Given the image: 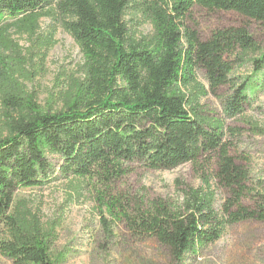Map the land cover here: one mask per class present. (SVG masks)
Wrapping results in <instances>:
<instances>
[{
	"label": "trees",
	"instance_id": "1",
	"mask_svg": "<svg viewBox=\"0 0 264 264\" xmlns=\"http://www.w3.org/2000/svg\"><path fill=\"white\" fill-rule=\"evenodd\" d=\"M194 6L234 11L264 27V0H0V255L11 264H55L50 252L58 225L15 200L16 189L58 179H69L73 192L83 179L107 187L131 164L171 170L214 159L213 175L201 173V185L176 181L174 199L126 203L129 209L117 198L100 201L133 236L154 239L175 261L216 242L228 226L264 222V180L250 187L249 172L223 140V121L201 103L229 85L223 115H240L248 91L264 92V49L245 27L201 39L186 24ZM129 11L151 24L150 35L130 31ZM43 18L49 20L45 31ZM59 27L82 60L56 78L44 108L26 83L41 73ZM13 33L26 36L29 46L23 49ZM239 55H256L255 80L231 81L229 58ZM197 70L207 86L197 80ZM215 187L226 194L220 209ZM248 196L252 206L243 202ZM103 226L110 236L108 223Z\"/></svg>",
	"mask_w": 264,
	"mask_h": 264
},
{
	"label": "rangeland",
	"instance_id": "2",
	"mask_svg": "<svg viewBox=\"0 0 264 264\" xmlns=\"http://www.w3.org/2000/svg\"><path fill=\"white\" fill-rule=\"evenodd\" d=\"M125 20L130 31L137 36L152 33L151 24L140 13L129 11ZM48 23L46 18L40 20L41 31L46 30ZM186 24L197 29L201 39L208 38L218 29L245 27L254 42L264 49V27L234 11L194 6ZM12 38L23 49L29 46L24 35L13 33ZM55 39L56 44L47 52L41 73L26 83L44 108L50 105L56 78L64 72L67 75L73 72L82 60L74 40L61 27L57 29ZM255 56L229 58L233 64L232 82L239 84L247 78L256 79L258 74H252L251 66V58ZM196 75L197 80L207 86L204 72L197 70ZM253 90L247 92L249 100L244 111L234 118H226L222 112L221 101L232 91L229 85L221 86L214 93L209 92L201 103L210 116L223 121V140L229 154L236 164L249 172V185L255 188L256 182L264 180V92L258 88ZM196 165L184 163L171 170H145L131 164L124 175L107 187L96 180L83 179L78 183L80 189L73 192L69 179H58L43 186L18 188L14 199L27 201L43 222H58L56 242L50 252L55 264H264V222L246 221L228 226L216 242L175 261L154 239L133 236L121 219H114L105 206H100L101 200L108 202L110 198L119 199L128 209L130 202L174 199L177 196L176 181L196 187L201 185V173L213 175L214 159L210 162L202 159ZM72 181L76 183V180ZM225 196L222 188H216L217 209ZM243 202L252 206L254 199L248 196ZM118 210L117 206L115 212ZM103 221L110 226V236L104 231ZM0 264L11 262L0 255Z\"/></svg>",
	"mask_w": 264,
	"mask_h": 264
}]
</instances>
